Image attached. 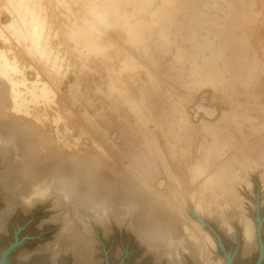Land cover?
Masks as SVG:
<instances>
[{
    "label": "rangeland",
    "instance_id": "obj_1",
    "mask_svg": "<svg viewBox=\"0 0 264 264\" xmlns=\"http://www.w3.org/2000/svg\"><path fill=\"white\" fill-rule=\"evenodd\" d=\"M22 2V10L28 9L30 15L26 20L32 25L23 23L20 32H7L8 42L0 40V49H5L10 59L19 58V68L25 69L31 79L30 69L38 70L58 93L59 104L51 105L62 116L58 120L60 131L65 125L72 131H64L68 137L56 153L61 154L57 164H88L87 157L96 156L99 167L115 164L117 175L122 169L125 173L121 177L126 174L128 184L135 174L154 170V177L167 181V200L181 197L185 189L199 188L197 195L207 210L202 207L203 213L199 214L191 200L186 209L208 237L192 234L196 240L187 245L175 244L176 257L169 261L146 247L128 221L119 223L111 215L107 225L102 226L89 216L85 221L92 247L75 249L61 230L63 207L57 206L55 196L28 204L12 193L24 184L25 175L16 165L22 163L23 155L15 157L13 147H5L7 151L1 147L0 258L17 244L6 255V264H208V259L214 264H229V260L232 264H258L262 256L260 264H264V0ZM17 7L16 0H0L1 26L12 20L11 13L18 11ZM21 20L25 22L23 15ZM82 25L90 34L79 32ZM51 50L58 54L54 67L57 72L51 70ZM8 83L0 79V96L6 100ZM232 100L244 110L233 108ZM42 104L33 109L45 111L47 104ZM30 105L23 104L25 108ZM204 108L215 111L209 120L218 125L220 136L213 144V138L202 131V119H207ZM186 118L193 130L188 128ZM6 119L7 115L0 113L1 130ZM38 125L46 128L51 141L56 140L53 125ZM66 143L70 147L79 144L82 157L67 152ZM125 143L135 161L114 162L110 154H118L116 146L124 147ZM158 147L179 184L167 180ZM223 164L226 168L221 177H226L223 183L229 188L235 171L244 177L234 182L244 200L243 211L256 227L248 253L240 218L225 215L228 210L217 206L228 198L220 190L221 183L201 185ZM82 171L84 181L86 174ZM246 179H250V187ZM138 189L139 194L150 197L146 188ZM159 201L161 204H156L168 211L174 225L191 234L185 221ZM225 222H229L232 232Z\"/></svg>",
    "mask_w": 264,
    "mask_h": 264
},
{
    "label": "bare ground",
    "instance_id": "obj_2",
    "mask_svg": "<svg viewBox=\"0 0 264 264\" xmlns=\"http://www.w3.org/2000/svg\"><path fill=\"white\" fill-rule=\"evenodd\" d=\"M2 1L3 3H7L9 1L15 2V0H2ZM16 2L18 6L17 7L18 11H13L11 13L12 20L10 18L11 21H9L8 23L2 26L0 25V40L4 42H8L6 35L7 32H20L19 27H21L23 23H30V25H32V21L26 20V18L28 19L30 17L28 13V9L23 11L21 8L23 4L22 0H16ZM22 15L23 17H25V22L21 20ZM79 32L90 34L85 29L84 25L81 26ZM7 53L8 52H5V49L4 51L3 50L0 51V79L2 81L7 80L9 82L7 85L8 91L6 92L8 93L9 100H6L5 98L0 96V113H4L5 115H7L4 129L3 130L0 129V149L1 147L2 148L4 147V149L5 147H8V149L13 147V149L16 150V151L14 150L16 153H12L14 154V156L15 154H17L19 158L20 155H23L24 157L21 158L22 163L16 164L18 165V168L16 165H14L16 166L17 169L21 167V173L22 175L23 174L25 175L24 184L21 185V190L18 189L17 187L16 190L18 192L15 191L14 189L12 190V193H15L14 195L16 196L17 199H23V202L30 204L40 199L42 200L50 196H55L57 206L63 207L62 209L63 214L61 215V220H62L61 230L65 236L66 235L68 236L67 239L71 241L70 242L71 247L75 249L82 248L84 250H87L89 248L91 249L92 247V238L90 237V230L87 225V222L85 221V217H89V216H94L97 222L100 223V225L102 226L107 225V218H109L111 215H113L119 223L128 221L136 237L146 247H148L151 250H155L156 252L161 254V256L167 257L169 261H174L176 257V251L174 248L175 244L178 243V244L187 245L190 242L196 240V238L191 236L192 234L194 236L199 235L200 238L208 237V235L203 231V229L201 227H198L199 225H197V223H194L189 218L186 209L187 206L189 205V201L191 200L192 202L195 203L199 214L202 215L203 209L207 210L206 208L203 207V205L201 204V199L197 195V192L199 191L198 187H197L198 190H194V191L185 189L181 197H178L176 199L169 198V200H167L164 198V194L168 186V184H166L167 181L160 180L158 179L157 176L154 177L153 176L155 173L154 170H148L149 171L148 173L139 172L135 174V176H132L134 177L133 182L132 183L129 182L130 184H128V182L126 183L127 180L125 181V179H127L128 176H126L125 174L124 178L121 177V175L123 176L122 172L125 173L122 169L119 170V173L122 171L121 175H117L116 168L118 166L115 164L114 167L112 166V163L111 165L107 164L109 165V167H99L100 164H96L95 162V160L97 159L96 156H90V157L88 156L87 157L88 164H75V163L57 164L58 158H60L61 154H56V153L59 152L58 150L59 146H62L61 141L67 140L66 137H68L67 133L65 134L64 131H67L68 133L72 131L67 125H65V127L62 128V131H60L61 122L59 123L60 121L59 119L62 118V116H60L59 111L56 110L53 111L54 109L52 108L51 105V104H56V105L59 104V102L57 103V99H56L58 93L53 87L51 82L43 79L41 73L38 70L33 69V67L30 69L33 70V73L30 74V76H33V79H31L28 74H25L24 72L25 69L19 68L20 65H18V62L16 61L19 58L16 59V57L14 56L13 59H10ZM49 55L52 58V64H53L51 70L57 72L56 70L57 68L55 69L54 67L56 66V61H57L56 59L58 58V54L53 53V50H51ZM70 71L72 72V70ZM60 72L61 70L59 69V73ZM248 75H249L248 78H250L249 73ZM249 84L250 86L252 85L251 82ZM219 89L221 88H218L216 90ZM25 103H31L32 105L25 108L24 107L25 105L23 106V104ZM40 103H43L42 105L44 104L47 105L50 104V105H48V107L47 105H45V111L44 109L39 111L33 109V107L38 108L36 107V105H39ZM231 104L233 105V108L235 107V109L239 108L241 109V111L244 110L239 106L238 102H236L235 100H232ZM46 107L48 109H46ZM203 110H204V115L207 117V119L203 116L204 118L202 119V131L206 132L209 136L213 138V142H211L213 144L217 142L220 136V132L217 130L218 125L216 123L212 124L209 120L214 117L215 111L211 108L208 109L204 108ZM52 112L55 115H53ZM39 114L42 115L38 116ZM225 114H226V110H224L223 112V115ZM49 118L51 119L50 121ZM46 122H49L50 125L51 126L53 125L54 128L56 129L55 131L57 133V136L55 141H51V139L47 137L48 134L46 133L47 132L46 128H42L43 126L42 124H46ZM187 123H188V128L193 130V128L190 126L191 122L189 119L187 120ZM38 124H41L42 126L40 127ZM256 124H258V122H256ZM261 127L264 129V123H261ZM185 128H187V126ZM19 130L21 132L15 133L18 132ZM31 137H34L33 144H30L29 141ZM67 143H66L67 152L77 155L78 158L79 156L82 157L83 153H82V149H80L81 147L79 144H77L79 145L78 147L77 145H75V147H70ZM259 143L261 144V142ZM21 144H23L24 146H22ZM128 147H129L128 143H125L124 147L116 146L118 154L116 155L110 154L112 160L117 159L121 161L123 160L135 161L134 153L130 151ZM8 151L11 152V150ZM158 153L160 155L161 160L163 161L165 169H167L169 176L167 180L169 181V183L179 184L175 179V173H173V171L172 172L170 171V168L168 167L166 161L164 160L162 150L159 147H158ZM33 154L37 155L38 157L37 159H39V162L40 159L41 160L44 159V161L46 159L48 161L46 163L48 164H44V161L43 163L41 162L42 164H40L37 161V159L34 158L35 156L33 157ZM50 156L52 157L53 160L49 159ZM236 157L237 155L233 156V158ZM15 162H17V159ZM221 168L222 169H219L220 171L217 172L216 174L210 173L206 177V179L201 182V185L204 187L205 185H210V184L217 185V183L219 182L221 183L220 190L222 191L224 196L228 198L224 202V204L219 203L217 206H219V208L221 207V210L222 208L228 210V213H225V215L233 216V217L236 216L240 218L239 219L240 223L244 228L243 230H244V237L246 244L245 253H248L254 244L256 227L254 225V222L251 219H249L250 217L246 216L245 211H243L244 200L234 182V180L236 179L240 180L244 177L242 175H239L237 171H235L234 172L235 174H232L234 180L231 178L229 182L230 185L229 188L228 185H225L223 183L224 181L223 179L226 177L224 178L221 177L226 167L223 164ZM229 168H231V166ZM14 170L16 171V169ZM82 170H84L86 174L84 180L85 182L82 181L80 177V174L83 172ZM194 174L196 173L194 172ZM199 174H201V172ZM128 180L130 181L129 178ZM119 181L121 184L119 183ZM249 181L250 179L248 180L246 179L245 183L247 187L251 186V183ZM154 182H156L155 185ZM136 183L138 185H136ZM138 186L146 188L147 191L145 192L147 193V195H150V197L149 196L146 197L144 193H142L143 195L139 194L140 190L138 189ZM8 188L10 189V186H8ZM147 198H150V200L148 201ZM159 200L164 201L163 204H165V206L168 205V208L171 210V212L175 213L180 219L185 221L191 234H188L187 232L184 231H183L184 233L181 232V229L177 225H174V223L172 222L173 218L168 213V211L164 212L163 210H161L159 205L156 204V202L157 203L160 202ZM159 204H161V202ZM202 207L203 209H201ZM224 225L227 227V229L230 232H232L231 225L229 224V222H225ZM1 262H2V258H0V264ZM22 263H24V261ZM207 263L214 264L209 259Z\"/></svg>",
    "mask_w": 264,
    "mask_h": 264
},
{
    "label": "water",
    "instance_id": "obj_3",
    "mask_svg": "<svg viewBox=\"0 0 264 264\" xmlns=\"http://www.w3.org/2000/svg\"><path fill=\"white\" fill-rule=\"evenodd\" d=\"M16 245H17V244H13V245H11V246L9 247V249L5 252V254L2 256V262H1V264H6V260H5L6 255H7L11 250H13V249L16 247ZM262 257H263V256H262ZM262 257H261V259H260V263H261V261H262ZM260 263H258V264H260ZM229 264H232L231 260H229Z\"/></svg>",
    "mask_w": 264,
    "mask_h": 264
}]
</instances>
